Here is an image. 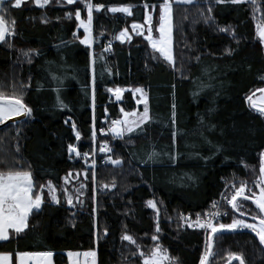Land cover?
<instances>
[{"label":"trees","instance_id":"obj_1","mask_svg":"<svg viewBox=\"0 0 264 264\" xmlns=\"http://www.w3.org/2000/svg\"><path fill=\"white\" fill-rule=\"evenodd\" d=\"M159 1L91 0L105 8L93 11V43L87 46L80 42L84 33L74 15L79 9L81 18L87 17L83 0L73 5L52 0L44 8L34 3L15 8L14 0H5L6 20L15 21L16 34L0 43V90L11 94L13 86L17 91L23 88L33 117L0 128V170L22 165L23 170L32 172L37 191L39 185L51 181L60 203L50 201L45 187L42 210L30 215L29 227L18 238L0 242V253L51 252V264H70L67 253L94 249L96 264H127L140 257L132 254L138 252L136 245L121 240L123 233L139 239L147 252L156 243L151 239L157 234L156 214L147 206V201L154 199L160 209L158 242L171 257L178 258V264H200L206 249L204 235L199 230H181L178 214L206 211L221 190V179L230 172L250 181L257 179L259 153L264 151V115L250 108L246 97L264 87V46L255 35L253 5L213 3L209 13V0L173 3V68L155 60L148 40L131 31L133 22L143 21L145 3L157 5L154 22L158 23ZM257 2L264 12V0ZM120 5H132V15L106 10ZM262 12H256L255 17ZM66 13H72V18ZM209 15L214 21L206 23L204 18ZM218 26H231L236 39L218 31ZM125 28L130 39L121 41L117 37ZM106 41L112 44L110 54L103 51ZM29 49L39 53L32 55L31 63L21 52ZM116 87L126 89L119 101L107 91ZM135 87L158 96L159 104L154 106L160 113L152 115L142 131L123 139L110 136L113 158L122 159V163L96 166L93 181L89 160L86 164L79 157L70 159L67 146L72 143L88 152L93 115L96 130L105 128L112 118L119 117L121 108L134 106L130 89ZM57 95L67 108L58 106ZM69 117L81 132L79 142L71 124L65 123ZM152 152L158 156L143 163ZM85 170H89L88 179ZM69 172L73 185L64 180ZM81 182L87 185L83 195L75 191ZM113 183L114 188L101 187ZM63 188L73 195L72 205L60 191ZM241 211L247 216L259 214L251 202ZM228 213L223 223L239 216L230 207ZM105 227L108 235L101 236L97 244V229ZM229 252L242 254L245 264H264V246L250 231L214 238L209 264H225Z\"/></svg>","mask_w":264,"mask_h":264},{"label":"snow or ice","instance_id":"obj_2","mask_svg":"<svg viewBox=\"0 0 264 264\" xmlns=\"http://www.w3.org/2000/svg\"><path fill=\"white\" fill-rule=\"evenodd\" d=\"M11 2V0H10ZM52 0H14L12 7L20 8L23 4L34 3L40 8H44L49 5ZM58 4L66 3L67 5H73L77 0H56ZM85 7L87 9V18H81V12L79 9L75 12V19L79 21V27L83 29L84 35L80 42L84 45L91 46L93 43L92 35V24H93V11L104 9L105 5L103 4H92L91 0H83ZM195 0H164L163 3L159 4V18H158V36L153 35V16L148 13L145 15V24L133 22L131 25L132 30L137 35H143L145 27L147 28L146 39L150 42L152 49L155 52H158L160 56L163 57L170 65L175 68V57L173 54V3H187L192 4ZM222 5L225 3H230L232 5H239L243 3H249L253 5V15L254 19L257 20L255 25L256 36L259 39L261 44H264V12L258 5L257 0H209L208 12H212V4ZM145 10L148 7H151L153 10L157 8V5H148L145 3L143 5ZM132 5H120V6H111L106 9L111 13H122L128 16L132 15ZM5 0H0V42H7L8 36H14L16 34L15 30V21L11 22L6 20ZM256 12H262L260 17H255ZM72 13H66L68 18H72ZM205 22H213L214 17L211 15L206 16ZM45 23L48 22L47 19H44ZM218 31L226 34H230L233 39H236L235 30L231 26H218ZM74 35H76L74 33ZM119 40L124 41L125 39H130V34L128 29L125 28L119 33L117 37ZM11 47V45H9ZM231 49H226L228 54L231 53ZM23 55L28 58L29 63H31V57L33 54H39L35 49H29L27 51L21 50ZM93 88H92V101L93 109L95 108V57H93ZM53 79H59L55 75ZM201 88L206 87V85L201 84ZM108 92L113 93L116 99L119 101L121 99L122 93L126 89L116 87L107 89ZM59 92V89H57ZM256 92L260 93L259 96H256ZM139 93L140 98L137 100V103L143 104V111H125L123 108L120 109L122 117L118 119H113L110 122V127L108 131L112 137L117 139H123L126 135L136 133L137 131H142L143 126L150 122V110L148 104V95L143 88L137 87L133 90V94ZM195 95V93H194ZM254 96L256 97L254 99ZM246 99L249 102V107L255 110L260 115H264V88L255 90L252 94L248 95ZM57 102L60 108H67V105L64 104L63 100L60 99L57 95ZM107 111V109H105ZM175 104H173V123H175ZM33 117V109L25 103L24 101V89L21 88L19 91L13 86V92L11 94L6 93L3 90H0V125H5L7 121L13 120V118H21L23 120H28ZM65 123L71 124V129L74 132L75 140L79 142L81 140V132L77 128L75 121L71 120L69 117L68 120H65ZM101 132H105V129H100ZM176 133H173L175 138ZM97 139V130H96V121L95 115L92 118V128H91V141L95 144ZM67 151L69 158L79 157L82 158L86 164H88V158L90 155H95V149L91 153L81 152L79 148L72 143H69L67 146ZM113 149L109 146L108 141L104 140L99 145V152L106 155V160L110 161L113 165H120L122 159L116 158L110 154ZM158 156V153L152 152L149 154L148 159L143 161L147 163L148 161L153 160ZM174 159V157H170ZM96 160L92 159L89 164V169L91 170V179L96 180ZM247 167V165H245ZM254 171V169H253ZM73 174L69 172L68 175L64 177L65 183H70L69 177ZM80 173H76V177L79 178ZM84 178H89V170H85ZM39 190L37 191V185L34 182L33 174L29 170H23V166L20 165L19 168L13 170L9 169L7 171L0 170V242H8L13 236L18 238V234L22 233L29 227L28 220L30 215L36 211L39 212L42 210V206L45 203V192L44 189L47 187V195L50 198L51 202L56 204L60 203L58 196L57 187L51 182L48 181L47 185H39ZM87 185L81 183L79 188L75 189L76 193L83 195V190ZM101 187L107 189L109 187H116L115 183L111 186L108 184H102ZM226 188L231 189V193H221V200L224 201L226 205H229L231 210H234L235 213H239V216H233L230 223L220 222L222 216H227L228 211L221 210L220 201H212L211 209L207 212L206 216L202 217L201 213H196L195 219L193 220L191 215L184 216L181 214V219L191 228L202 229L207 234L206 249L203 255L200 258V264H209V258L214 255L213 253V239L223 235L227 232H235L238 230H251L259 237L261 244H264V151L259 153V175L257 179L253 182V185H249L248 181L241 180L238 182L226 183ZM65 193L66 202L69 205L73 204V195L68 193L67 188L60 189ZM95 191V189H93ZM79 195L76 199L79 200ZM95 199V196H93ZM252 201L255 204L256 208L259 211L258 215H253L252 220L257 222H249L247 219L241 218L247 215L246 212L241 211L244 207V202ZM147 206L155 211L156 214V233L152 235L151 239L156 242L151 248L149 253L144 251L133 252L134 256H139L142 259V264H178V258L171 257L168 253V250L164 248L158 241V233L161 231L159 224L160 209L158 208L157 201L150 199L147 201ZM93 212L96 213L97 209L94 207ZM95 223V221H94ZM108 229L105 227L102 229H97L96 232V243H99L101 236H107ZM122 241H127L132 245H136L137 249H140L141 246L137 244L136 239L128 234L127 232L123 233L121 236ZM19 264H25V257L38 255L46 258L44 264H50V261L47 258H50L53 254L51 252L47 253H24L20 252ZM69 256L76 255L79 257L80 253H68ZM85 257L84 264H96L97 252L93 250L85 251L82 254ZM8 253H0V264H8ZM233 260H238L239 264H245V259L242 254L229 252L228 253V264H231ZM73 264H79V259L73 262Z\"/></svg>","mask_w":264,"mask_h":264},{"label":"built area","instance_id":"obj_3","mask_svg":"<svg viewBox=\"0 0 264 264\" xmlns=\"http://www.w3.org/2000/svg\"><path fill=\"white\" fill-rule=\"evenodd\" d=\"M161 1L164 2V0H161ZM111 48H112L111 42L110 41H106L104 43V46H103V51L106 52L107 54H110ZM113 119H115V118H113ZM110 122H109V124H110ZM100 129H102V128H100ZM100 129H97V139L95 141V144H93V142L91 141V138H90L91 146H90V149H89L88 152L91 153L93 151V149H95V155L94 156L93 155H90L89 158H88V160L91 163V160L92 159H95L96 160V166H99V165L100 166H105L110 161H107L106 160V155L104 153H100L99 152V145L104 140H107L109 146L111 147L112 141H111L110 138H108V136L110 134V132L108 131L109 128H107V127L103 128V129H105V132H101ZM110 154L113 156V153L112 152ZM241 180H246V181H248L249 185H253V182L252 181L247 180L245 178H241L236 172H230L229 174H227L226 176H224L221 179V184H222L221 190L219 191L218 195L210 201V203L207 206L206 211H204L203 213H201L202 217L206 216L207 212L210 211V210H212L211 209V205H212V201H214V200L220 201V203H221V210L222 211H225V210L228 211L230 206L229 205H226L224 203V201L221 200V195L220 194L221 193H225V192H227L229 194L231 193V189L225 187L226 183L236 182L237 183V186H238V182L241 181ZM181 214H183L184 216L191 215L192 219L194 220L195 219V216H196V213L181 212V213L178 214L177 220H178V224H179V227H180L181 230H199L204 235V238L206 237V233H205L204 230L188 227V225L184 222V220L181 219ZM226 217L227 216H222L220 218V222H222Z\"/></svg>","mask_w":264,"mask_h":264},{"label":"rangeland","instance_id":"obj_4","mask_svg":"<svg viewBox=\"0 0 264 264\" xmlns=\"http://www.w3.org/2000/svg\"><path fill=\"white\" fill-rule=\"evenodd\" d=\"M160 3L159 4H161V3H163L161 0L159 1ZM14 3V2H13ZM111 6H109L108 8H110ZM86 11H87V9H86ZM154 10L151 8V7H148L147 8V10H145L144 9V17H145V15L146 14H148V13H150V14H152V16H153V26H154V29H153V35L154 36H158V31H157V29H158V23L157 24H155V22H154ZM87 18V17H86ZM86 18H85V20H86ZM158 18H159V11H158ZM146 22H145V19L143 18V21L141 22V24H145ZM256 23H257V21H256ZM256 23H255V25H256ZM132 25V24H131ZM78 27H79V21H78ZM82 29V28H81ZM131 31L133 32V33H135L133 30H132V28H131ZM84 33V32H83ZM255 33H256V29H255ZM129 34H130V32H129ZM256 35V34H255ZM142 36H144L145 38H146V36H147V28L145 27V29H144V34L142 35ZM258 38V37H257ZM259 40V39H258ZM149 44H150V42H149ZM151 45V44H150ZM263 46H264V44H263ZM154 59L155 60H159V61H164L165 63H168L167 61H165L164 59H163V57L162 56H160V54L158 53V52H155V54H154ZM172 86V90L174 89V85L172 84L171 85ZM135 88H137V87H135ZM135 88H131L130 90L132 91V95H133V105L134 106H132V105H129V104H127L126 105V107L124 108V110L125 111H129V112H131V111H139V112H142L143 111V104L142 103H140V104H138L137 103V100L140 98V94L139 93H136V94H133V90L135 89ZM141 88H143V87H141ZM262 88H264V87H262ZM144 89V88H143ZM260 89V88H259ZM144 91L147 93V95H148V104H149V110H150V117L152 116V115H155V114H158V113H160V112H158V110L157 109H155L156 107L154 106V104H159V101H160V99L158 98V96L154 93H149L147 90H145L144 89ZM150 95H151V97L153 98V100L150 102ZM260 95V93H258V92H256V96H259ZM115 96V95H114ZM121 98H122V96H121ZM256 97L254 96V99H255ZM122 117V113L119 115V117L118 118H121ZM117 118V119H118ZM106 127L107 128H109L110 127V124H108V125H106ZM112 136V135H111ZM74 180H75V178H74ZM72 183H69L70 185H73L74 184V181H71ZM252 182H254V181H252ZM82 183V182H81ZM84 184V183H83ZM47 188V187H46ZM96 191V190H95ZM68 193H69V190H68ZM249 221V220H248ZM249 222H254V221H249ZM136 239V242H137V244H139L140 246H141V248L140 249H138V251H144L145 253H149V252H147L146 251V249H148V248H146V247H144L143 246V243H141L140 241H139V239H137V238H135ZM206 241H207V234H206V237L204 238V249L206 248ZM264 245V244H263ZM203 253H204V251H203ZM34 256V257H33ZM32 257H31V259L29 260L28 259V257H25V264H44V260L46 259V258H44V257H41V256H35V255H33ZM73 257V256H72ZM49 261H50V264H51V260H50V258H47ZM89 259V264H90V258H88ZM140 260V261H139ZM75 261V257H73V259H70V264H73V262ZM84 261H85V257L84 256H82V257H80L79 258V264H84ZM127 264H142V259L141 258H138L137 259V257H135V259L133 258L129 263H127Z\"/></svg>","mask_w":264,"mask_h":264},{"label":"crops","instance_id":"obj_5","mask_svg":"<svg viewBox=\"0 0 264 264\" xmlns=\"http://www.w3.org/2000/svg\"><path fill=\"white\" fill-rule=\"evenodd\" d=\"M79 29H81L80 27H78ZM82 31H83V29H81ZM83 38V37H82ZM82 38H81V40H82ZM84 252H81L80 254V256L79 257H77L76 255H73V257H75V261L77 260V259H79L80 257H82ZM9 254V257H8V264H19V261H20V256L18 255V254H11V253H8ZM33 254H35V253H33ZM67 255H68V253H67ZM33 256V255H32ZM32 256H28V259L30 260L31 259V257ZM35 256H37V255H35ZM34 257V256H33ZM68 257H69V259H73V257L72 256H69L68 255Z\"/></svg>","mask_w":264,"mask_h":264},{"label":"water","instance_id":"obj_6","mask_svg":"<svg viewBox=\"0 0 264 264\" xmlns=\"http://www.w3.org/2000/svg\"><path fill=\"white\" fill-rule=\"evenodd\" d=\"M0 43H1V42H0ZM20 120H23V119H21V118H13V120L7 121L5 125L10 124V123H15V122H18V121H20ZM5 125H0V128L3 127V126H5ZM244 218L253 221V220H252V216H247V215H246V216H244ZM254 222H257V223H258V221H254ZM238 231H250L251 233H253V234L256 236V234H255L254 232H252L251 230H247V229H245V230H238ZM235 232H236V231H235ZM256 237H257V239L259 240V237H258V236H256ZM259 242H260V240H259ZM260 243H261V242H260ZM262 245H263V244H262ZM263 246H264V245H263ZM234 261H236V260H233L232 262H234ZM232 262H231V263H232ZM225 264H228V261H227Z\"/></svg>","mask_w":264,"mask_h":264},{"label":"flooded vegetation","instance_id":"obj_7","mask_svg":"<svg viewBox=\"0 0 264 264\" xmlns=\"http://www.w3.org/2000/svg\"><path fill=\"white\" fill-rule=\"evenodd\" d=\"M249 202L252 203V201H246L244 202V206H247L249 208ZM253 206H255V204L252 203ZM256 207V206H255ZM259 212V211H258Z\"/></svg>","mask_w":264,"mask_h":264}]
</instances>
